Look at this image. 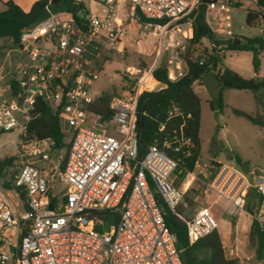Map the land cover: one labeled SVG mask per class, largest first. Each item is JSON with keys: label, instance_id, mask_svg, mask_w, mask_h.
I'll list each match as a JSON object with an SVG mask.
<instances>
[{"label": "built area", "instance_id": "obj_1", "mask_svg": "<svg viewBox=\"0 0 264 264\" xmlns=\"http://www.w3.org/2000/svg\"><path fill=\"white\" fill-rule=\"evenodd\" d=\"M229 1L235 0L210 3L205 9L209 28L218 32L220 26L228 37L232 36ZM199 4L200 0H130V17L145 19L142 28L159 37L161 55L176 51L172 59L178 67L168 68L172 82L186 74L180 58L192 38ZM105 13L91 16L81 27L72 15L51 11L46 21L22 32L18 47L26 53V61L12 75L15 88L9 84L0 93V134L17 130L20 137L15 161L19 168L11 189L0 186V264H183L156 200L158 196L173 212L182 202L184 193L175 184L178 161L157 144L139 157L135 132L140 81L146 74L152 78L160 63L138 77L134 96L113 100L110 120L102 121L88 110L96 97L94 74L85 69L87 49L99 33L111 42L126 34L111 20V7ZM40 42L55 48L42 49ZM127 72L137 74L130 68ZM37 95L60 111L61 123L66 133L70 131L63 169L50 139L28 136ZM182 142L191 144L187 138ZM57 187L61 188L55 192ZM211 187L241 209L249 188L264 197V181L250 185L227 167ZM179 217L191 243L217 227L209 208L200 209L191 220ZM105 223L108 230H95ZM10 228L16 231L15 244L5 236Z\"/></svg>", "mask_w": 264, "mask_h": 264}, {"label": "trees", "instance_id": "obj_2", "mask_svg": "<svg viewBox=\"0 0 264 264\" xmlns=\"http://www.w3.org/2000/svg\"><path fill=\"white\" fill-rule=\"evenodd\" d=\"M217 0H200L198 19L202 32L197 35L195 27L192 38L189 40L186 55L183 61L186 66V74L178 81L172 82L168 77V66L161 62L151 72V77L164 85L159 90H142L139 94L135 112V132L138 138V151L141 157L148 148L157 144L171 157L178 161L179 167L188 173H193L202 154L201 129V105L202 98L194 90L196 83H202L203 78L214 71L219 78V99L211 101L216 103L218 110L224 108L223 94L228 89L244 90L252 93L258 111L249 114L238 109H232L235 116L243 117L264 132V76L258 75L260 69L259 54H264V31L251 36L242 37L243 42L237 46L233 43L238 39L228 41L229 51L252 52V66L254 77L244 78L239 73L223 65L221 51L216 49L220 45L216 34L209 28L205 21V9L210 3ZM233 8L242 6L240 0L229 1ZM5 10L0 12V40L10 39L15 45H20L22 30L29 26L45 7L54 13L70 14L76 23L86 27L88 23V11L84 3L77 0H37L30 11H24L12 0L4 2ZM83 13V17L80 16ZM140 22L145 19L139 16ZM264 21V0H257V9H247L245 23L248 27H256ZM207 38L214 48L212 51H204L198 58H194L191 49L202 39ZM203 58V62L200 60ZM86 70L90 67L86 66ZM15 88L16 82L10 81ZM113 94L105 92L94 99L88 106L91 113L97 114L102 121H108L113 115L111 103ZM214 109V107H212ZM28 136L36 139H50L54 153L61 156V168H64L69 142H66L67 133L60 120V111L54 109L41 95H37L31 110V120L27 126ZM183 138L190 140L191 144L185 146ZM169 144V147L165 146ZM177 149V150H176ZM264 152V136L262 142ZM16 155L0 158V182L5 190L11 189L13 176L19 168L15 163ZM240 166L248 164L235 156ZM24 200V195L21 194ZM157 203L160 206L163 218L176 238V246L183 264H261L264 263V222L253 217L249 242L254 247V260L240 261L226 255L220 233L214 228L209 234L191 243L186 223L179 217L180 212L171 211L158 196ZM264 203L260 201V194L255 189H249L245 200V210L253 215L252 208ZM182 216V215H181ZM107 217H105L106 219ZM186 218V217H185ZM187 219V218H186ZM23 230L20 237L24 235Z\"/></svg>", "mask_w": 264, "mask_h": 264}, {"label": "rangeland", "instance_id": "obj_3", "mask_svg": "<svg viewBox=\"0 0 264 264\" xmlns=\"http://www.w3.org/2000/svg\"><path fill=\"white\" fill-rule=\"evenodd\" d=\"M226 1L228 0H217L216 3ZM240 2L242 6L232 7L229 13L232 36L228 37L223 34L220 26H217L218 32L213 31L220 41V45L215 48L221 51L224 66L244 78H251L255 76L252 52L229 51L227 44L232 38L238 39L241 44L242 37H251L261 33L264 31V21L256 27H248L245 23L246 11L247 9H257V0H240ZM83 3L88 10V18L91 15L103 16V6L100 0H83ZM129 5V0H119L115 8L122 20V24L120 21L119 24L125 29L126 34L121 39L111 42L105 34L99 33L97 39L88 47L85 55V59L89 63V71L94 74L92 91L95 97L108 92L113 94L112 102L115 99L127 100L134 96L138 91L135 85L138 82V77L149 73L159 63L164 62L168 68H171L173 64L175 68L178 67L177 62L172 59L176 55V51L173 53L168 51L161 55L158 45L159 37L144 30L138 19L130 17ZM4 10V3L0 2V11ZM38 47L49 50L55 48L52 43L46 42H40ZM213 48L214 46L207 38H202L191 51L195 58L204 51H212ZM184 55L179 58L183 62V68L186 69L182 58ZM259 57L258 75L264 76V54L260 53ZM25 61L26 53L21 52L10 39L0 40V93L10 84L16 66ZM128 68L137 71V74L130 75L127 72ZM147 81L148 74L141 79V87ZM159 89L160 85H155L151 89L143 88L146 91ZM194 90L202 98L200 129L202 154L193 173H188L181 167L175 172V184L184 193L177 210L183 217L191 220L200 209L209 208L214 219H218L220 223H223L221 219L225 220L224 224L229 228L230 234L235 236L238 233L242 241L246 243L247 249L236 259L241 262H255L254 247L249 242V230L253 217L264 222V203L253 206V215L247 214L245 208L241 209L235 206L231 200L212 189L211 185L224 167L231 171H237L250 185L264 181V152L262 149L264 132L247 119L232 113V109H238L255 114L258 111L257 105L251 92L228 89L223 94L225 106L220 112L217 104L211 103L213 100L208 96L202 83H196ZM63 125L66 127L65 124ZM67 136L66 142L71 136L69 130ZM19 138L17 130L0 134V158L12 157L17 154ZM235 156L248 164L240 166ZM60 188L57 187L55 192ZM11 194L14 197V193ZM241 213H243L242 217ZM5 236L11 244L16 243L14 228L6 230ZM226 255L230 257L229 252H226Z\"/></svg>", "mask_w": 264, "mask_h": 264}, {"label": "crops", "instance_id": "obj_4", "mask_svg": "<svg viewBox=\"0 0 264 264\" xmlns=\"http://www.w3.org/2000/svg\"><path fill=\"white\" fill-rule=\"evenodd\" d=\"M6 1H8V0H0V2H2V3L6 2ZM12 1H14L16 4H18L24 11L28 12V11H30L31 7L33 6V4L37 0H12ZM77 1H81L83 3V0H77ZM100 1H101V5L103 6V9H102L103 16L106 15L105 11L111 7V20H115L118 24L120 21V23L122 24L121 17L117 14V11L115 9L117 4L119 3V0H114V2L112 3L111 6L106 5V3H105L106 0H100ZM129 4H130V0H129ZM129 8H130V5H129ZM91 16H96V15H91ZM49 60H51V58ZM150 79H152V78H150ZM150 79H148V80H150ZM154 81L157 83L158 86L160 85V89L164 87L163 84L157 82L156 80H154ZM145 88H146V86H145ZM246 213L248 214V212H246ZM240 216L242 217L243 213H241ZM244 217H245V215H244ZM215 221L217 223L216 228L218 229V231L220 233L221 240L223 242V245H224L226 252H229V255L231 258H238V256L240 257L244 253L245 249H247L246 243L242 241V238L240 237V235L238 233L235 236L230 234L229 228L227 227L226 224H224L225 220L221 219V221H223V223H220L218 221V219L215 218ZM228 246H229V248H228Z\"/></svg>", "mask_w": 264, "mask_h": 264}, {"label": "water", "instance_id": "obj_5", "mask_svg": "<svg viewBox=\"0 0 264 264\" xmlns=\"http://www.w3.org/2000/svg\"><path fill=\"white\" fill-rule=\"evenodd\" d=\"M195 15V13H194ZM80 16L83 17V13H80ZM51 17V10L49 9V7H45L41 13L36 17V19L26 28H24L22 30V32H28V31H32L34 28H36L39 24H41L42 22L46 21L48 18ZM195 30L197 35H200L202 32V27L200 25L199 19L196 18L195 19ZM234 46L239 45V40L235 41L233 43ZM202 84L208 94V96L210 97L211 100L215 101L219 99V78L217 77L216 73L214 71H210L202 80ZM134 87V84L132 85ZM263 200V197L260 196V201ZM51 207V206H50ZM108 230L109 226L107 223H105L103 226H97L95 228V230L101 232L102 230Z\"/></svg>", "mask_w": 264, "mask_h": 264}, {"label": "bare ground", "instance_id": "obj_6", "mask_svg": "<svg viewBox=\"0 0 264 264\" xmlns=\"http://www.w3.org/2000/svg\"><path fill=\"white\" fill-rule=\"evenodd\" d=\"M155 85H157V83L154 80L150 79L147 82H144V85L141 88H145L146 86V88L151 89V88H154Z\"/></svg>", "mask_w": 264, "mask_h": 264}]
</instances>
